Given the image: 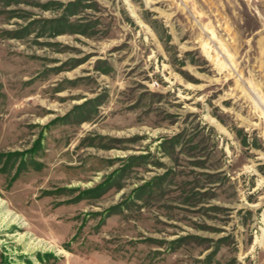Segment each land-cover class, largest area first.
<instances>
[{
  "label": "rangeland",
  "instance_id": "1",
  "mask_svg": "<svg viewBox=\"0 0 264 264\" xmlns=\"http://www.w3.org/2000/svg\"><path fill=\"white\" fill-rule=\"evenodd\" d=\"M0 154V264H264V0H0Z\"/></svg>",
  "mask_w": 264,
  "mask_h": 264
},
{
  "label": "trees",
  "instance_id": "2",
  "mask_svg": "<svg viewBox=\"0 0 264 264\" xmlns=\"http://www.w3.org/2000/svg\"><path fill=\"white\" fill-rule=\"evenodd\" d=\"M57 33L59 34L60 32H57ZM8 155H10V156H12V155H21V152H10V153H8Z\"/></svg>",
  "mask_w": 264,
  "mask_h": 264
}]
</instances>
